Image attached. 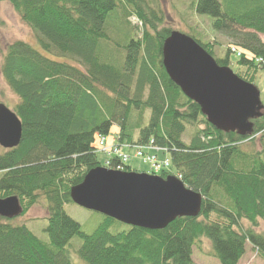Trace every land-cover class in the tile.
Listing matches in <instances>:
<instances>
[{
	"label": "trees",
	"instance_id": "16d2710c",
	"mask_svg": "<svg viewBox=\"0 0 264 264\" xmlns=\"http://www.w3.org/2000/svg\"><path fill=\"white\" fill-rule=\"evenodd\" d=\"M3 1L32 29L38 46L21 39L4 48L0 43L1 77L17 97L13 108L22 129L17 146L0 147V198L16 196L21 214L44 198L48 241L13 224L17 216H0V264H71L74 236L82 239L77 252L84 264H196L192 247L203 238L219 264H239L247 242L264 260V235L253 229L264 222V110L249 120L245 135L210 124L164 69L161 47L173 29L160 27L162 17L150 6L155 1ZM190 4L230 42L222 57L213 42L193 30L186 34L220 65L229 66L234 53L243 67L234 73L252 83L256 70L264 69L257 61H264V0ZM98 137L155 154L158 168L146 163L149 173L172 172L202 194L198 216L177 217L162 229L128 225L114 233L110 227L124 223L102 214L92 233L82 231L64 211L72 202L70 188L106 163L133 170L117 155H107L101 165ZM256 138L261 149H253ZM241 220L251 227L243 230Z\"/></svg>",
	"mask_w": 264,
	"mask_h": 264
},
{
	"label": "water",
	"instance_id": "95a60500",
	"mask_svg": "<svg viewBox=\"0 0 264 264\" xmlns=\"http://www.w3.org/2000/svg\"><path fill=\"white\" fill-rule=\"evenodd\" d=\"M162 64L181 92L198 104L206 120L222 131L250 133V119L264 110L253 83L220 65L191 36L173 30L162 45ZM0 102V146L13 148L21 138V121ZM174 176L165 178L96 166L69 190L75 204L122 223L162 229L177 217H196L203 196ZM21 211L18 198H0V216Z\"/></svg>",
	"mask_w": 264,
	"mask_h": 264
},
{
	"label": "rangeland",
	"instance_id": "374dc122",
	"mask_svg": "<svg viewBox=\"0 0 264 264\" xmlns=\"http://www.w3.org/2000/svg\"><path fill=\"white\" fill-rule=\"evenodd\" d=\"M155 3H151L150 6L155 7L158 10L160 16L162 17V24L160 27H171V29L182 32V33H192L195 32L199 34L203 41L208 40L214 43L217 55L224 57L226 49L224 48L230 42V39L227 38L224 34L216 33L211 27V20L207 16H199L195 13H192L191 2L193 0H152ZM131 20L133 18L131 17ZM132 22V21H131ZM191 35V34H190ZM261 40L264 41V36L260 35ZM25 40L30 42V44L38 46L35 41V34L32 29L26 24L23 23L21 18L15 11L12 9L9 3L6 1L1 2L0 4V43L2 48L6 44L14 40ZM222 47L221 49L216 48L218 46ZM2 54H0V67L2 62ZM238 57L234 53L229 54V67L234 71H242L243 67L237 65ZM253 85L257 88L260 93V100L264 106V69H257L253 74ZM2 74L0 72V102L4 103L7 108L11 111H14L13 108L16 102L17 97L11 91L8 85L5 83ZM190 126L186 127V131L182 134V140L187 142L189 140ZM259 139L253 142V149H261L259 144ZM247 146H245L246 148ZM109 149V146H107ZM97 159L101 165L105 164L106 156L102 152H97ZM130 167L138 172L147 173L149 170V165L143 163L139 159L131 158L128 161ZM221 199L225 201L224 196H219L218 200ZM44 198H39L33 205L27 208L23 214L19 213L16 219L12 221L13 224H25L34 233L37 237L44 241H48L46 233L43 229L46 226L47 222L45 217L47 216L46 210V201ZM20 204V203H19ZM64 211L72 218L74 221H77L82 231L85 233H92L97 225L102 221L103 215L101 213L84 209L83 207L70 202L64 205ZM21 212V211H20ZM240 227L244 230L250 226L248 221L241 220ZM127 228V225L124 224H114L110 227L109 230L116 232L117 229L123 230ZM256 233H261L264 235V222L258 221L257 227L253 228ZM68 246V253L71 258V264H84L81 263V260L78 256V250L82 245V239L78 236H74L70 239ZM246 244L245 254L239 261V264H264L263 258L257 254L256 249L253 248L251 244ZM192 259L196 264H219L218 260L211 255V246L208 239L203 238L198 245H193L192 247Z\"/></svg>",
	"mask_w": 264,
	"mask_h": 264
},
{
	"label": "built area",
	"instance_id": "2783aa9c",
	"mask_svg": "<svg viewBox=\"0 0 264 264\" xmlns=\"http://www.w3.org/2000/svg\"><path fill=\"white\" fill-rule=\"evenodd\" d=\"M257 61L258 62H261L262 66L264 67V61H262V59L259 58V59H257ZM99 143L103 146V150L108 151V153L111 152L113 154H116L119 157H121L123 160H125L127 158L126 155L121 154V152L117 148H115V147H111L110 146L109 149H107V147L103 145V138L100 139ZM136 154L138 156L143 157L146 161L152 163V165L154 166L155 169L158 168V164H156V159H155L154 156H150V155H146L145 156V155L142 154L141 151H138ZM164 164L167 165L166 162Z\"/></svg>",
	"mask_w": 264,
	"mask_h": 264
}]
</instances>
